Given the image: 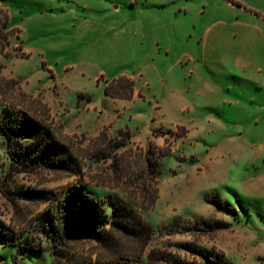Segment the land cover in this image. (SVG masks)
Listing matches in <instances>:
<instances>
[{
    "label": "rangeland",
    "instance_id": "1",
    "mask_svg": "<svg viewBox=\"0 0 264 264\" xmlns=\"http://www.w3.org/2000/svg\"><path fill=\"white\" fill-rule=\"evenodd\" d=\"M0 7L13 28L0 9V120L9 118L5 107L30 113L81 168L7 175L0 136V225L19 241L46 239L31 230L48 203L18 194L47 190L55 201L81 182L108 212L112 201L124 203L151 230L119 236L111 252L72 239L55 264L115 255L207 264L201 251L227 264H264V0H0ZM123 77L134 80L132 98L112 94ZM17 250L0 245V264H54L48 249L14 260Z\"/></svg>",
    "mask_w": 264,
    "mask_h": 264
},
{
    "label": "trees",
    "instance_id": "2",
    "mask_svg": "<svg viewBox=\"0 0 264 264\" xmlns=\"http://www.w3.org/2000/svg\"><path fill=\"white\" fill-rule=\"evenodd\" d=\"M0 9H4L0 7ZM3 24L7 29L9 16L4 9ZM121 82L120 92L112 93L114 97L132 98L134 95V80L123 77L115 82ZM112 87V84L109 85ZM9 118L0 120V136L6 142V151L10 159L7 175L14 173H34L45 169L52 172H67L80 175L81 168L76 157L69 147L56 136L54 130L43 121L37 119L25 111L13 110L5 107ZM153 165V164H152ZM7 177V176H6ZM75 184L67 191L62 199L55 200L47 190L23 189L18 195L28 200L48 205L38 218L36 227L31 230L36 234L46 237L35 238L32 236H20L11 228L0 225V245H17L18 250L14 260L20 254L45 251L48 249L54 256L55 264L64 257V247L72 239L94 240L105 250L117 248L119 236L143 237L148 235L151 225L130 207L121 202L112 201L111 211H107L106 200L98 194L82 189L87 185L81 182ZM221 208L235 211L233 206H225L221 201L217 202ZM217 228L227 227L228 224H215ZM212 226V227H215ZM18 241L20 243H18ZM47 242V243H45ZM207 264H227L219 262L214 256L206 252H200ZM143 264L138 257L115 255L111 258H95L92 261L70 259L69 264Z\"/></svg>",
    "mask_w": 264,
    "mask_h": 264
}]
</instances>
